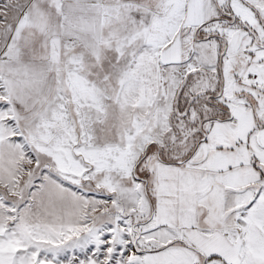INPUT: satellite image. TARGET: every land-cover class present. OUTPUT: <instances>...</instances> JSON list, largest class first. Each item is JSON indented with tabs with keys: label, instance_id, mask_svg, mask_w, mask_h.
Instances as JSON below:
<instances>
[{
	"label": "snow or ice",
	"instance_id": "obj_1",
	"mask_svg": "<svg viewBox=\"0 0 264 264\" xmlns=\"http://www.w3.org/2000/svg\"><path fill=\"white\" fill-rule=\"evenodd\" d=\"M0 264H264V0H0Z\"/></svg>",
	"mask_w": 264,
	"mask_h": 264
}]
</instances>
